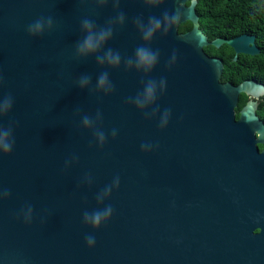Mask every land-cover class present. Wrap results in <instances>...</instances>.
<instances>
[{
  "label": "water",
  "instance_id": "1",
  "mask_svg": "<svg viewBox=\"0 0 264 264\" xmlns=\"http://www.w3.org/2000/svg\"><path fill=\"white\" fill-rule=\"evenodd\" d=\"M186 2L150 8L120 0L117 10L112 0L102 8L81 0H0V98H13L0 126L11 123L14 138L11 153H0V264H264V123L253 100L264 96V85L222 83L221 60L204 48L227 45L234 61L260 51L253 36L209 42L196 0ZM117 11L125 24L104 50L122 58L144 44L135 17L147 24L164 11L177 15L168 34L147 45L159 50L147 76L123 61L112 69L95 56H76L82 19L102 27ZM48 17L51 30L29 35L30 24ZM185 22L191 30L179 33ZM104 71L114 85L109 95L94 91ZM83 75L92 77L93 90L78 86ZM148 79L157 81L159 111L151 118L128 102ZM242 94L252 99L236 118ZM97 111L103 147L81 123ZM116 177L119 187L98 205L97 194ZM109 205L112 216L99 229L84 223L85 211Z\"/></svg>",
  "mask_w": 264,
  "mask_h": 264
},
{
  "label": "clouds",
  "instance_id": "2",
  "mask_svg": "<svg viewBox=\"0 0 264 264\" xmlns=\"http://www.w3.org/2000/svg\"><path fill=\"white\" fill-rule=\"evenodd\" d=\"M81 2H88L97 5L98 7H104L108 0H81ZM114 9H119L120 0H112ZM143 3L150 8H157L163 4V0H143ZM177 15L164 11L159 17L151 15L147 18V24L144 23L143 18L135 17L133 23L136 29L139 31L141 38L144 42L143 45L138 46L135 49L133 57H123L117 51H113L111 48L105 49V45L110 41L114 34V29L117 26H123L125 24V14L117 11L115 17H111L106 22L105 26L98 27L97 24L84 18L81 21V31L84 33L83 38L76 43V56L78 58H87L89 56H95L96 63L99 66L107 65L109 68L118 69L123 61L126 70H132L133 68L137 72H143L146 76L153 71L159 61V50L153 51L150 45L154 37L161 33L167 35L171 26L177 22ZM45 26L48 30L53 28V20L51 17L40 18L28 26V33L31 36L42 35L45 31ZM175 62V53L172 57V63ZM78 86L81 89L93 90L92 77L89 75L81 76L77 81ZM159 88L161 95L166 90V80L161 78L159 81ZM94 91L97 93H104L109 95L114 91V85L110 81L107 71L101 72L96 78ZM157 81L155 79H148L144 84L143 91L137 93L135 97H129L128 102L133 104L138 110L145 114V118H151L156 112L159 111L158 107H153L157 101ZM0 118L6 116L13 107V98L11 95L0 98ZM152 106L151 111L146 109ZM170 116V110H165L164 120L160 124L163 129ZM102 121V114L97 111L96 119L94 120L89 115H83L81 118L82 127L87 130L93 131V136L96 143L103 147L106 142L105 133L98 127V124ZM113 138L116 137L117 131L113 129L111 132ZM14 146L13 138V126L10 123L7 128L0 126V153L8 155L11 153ZM142 151H148L149 145H142ZM90 182V178H86ZM119 187V178L116 177L112 185L105 186V188L99 192L96 196L97 204H103L105 198H109L113 188ZM6 194H9L6 191ZM113 209L111 205L102 209L98 208L92 212L85 211L83 214V221L86 225L91 226L93 229H99L102 224H105L112 216ZM31 216V209H29V217ZM31 220L29 219L28 222ZM86 243L89 247H92L95 243L93 237H86Z\"/></svg>",
  "mask_w": 264,
  "mask_h": 264
},
{
  "label": "flooded vegetation",
  "instance_id": "3",
  "mask_svg": "<svg viewBox=\"0 0 264 264\" xmlns=\"http://www.w3.org/2000/svg\"><path fill=\"white\" fill-rule=\"evenodd\" d=\"M262 2L263 0H196L195 13L199 18V28L207 37L209 42L215 39L230 40L240 37L242 35H247L254 37V43L257 47V44L260 45L261 41L258 39L257 34H254V28H252L250 24L252 23L255 25L257 20H260L258 16H260V14L264 12ZM190 3L191 0H187L185 5L188 7L190 6ZM207 13L209 15L208 17L201 18V15ZM216 14L220 15V17L217 19L216 16H214ZM238 21H240L241 25H239ZM185 23L190 24L192 28V24L190 22ZM189 30H187L186 32H188ZM239 30H244V32H235ZM209 37H211V40L209 39ZM239 56L240 55H238L237 58ZM232 61L236 62L234 60ZM243 96L245 98V103L252 99L246 95ZM253 100L258 103L256 114L259 119L264 123V96H261L259 99ZM259 149L263 150L264 148H260L259 146Z\"/></svg>",
  "mask_w": 264,
  "mask_h": 264
},
{
  "label": "trees",
  "instance_id": "4",
  "mask_svg": "<svg viewBox=\"0 0 264 264\" xmlns=\"http://www.w3.org/2000/svg\"><path fill=\"white\" fill-rule=\"evenodd\" d=\"M262 7H264V0L262 2ZM208 13L201 15V18L208 17ZM216 19L220 15L216 14ZM260 20H257L256 24H250L254 28V34H257L258 39L261 44L257 47L260 49V53L256 56L240 55L236 62H233L234 52L226 45L222 46L220 49H216L212 46L204 48V52L210 57L219 58L223 64V72L220 77L222 83H231L232 85H238L245 80H255L264 84V12L258 16ZM216 23V22H212ZM241 25L240 21H238ZM191 29L190 24H181L178 32L183 33ZM236 33L244 32V30L235 31ZM211 40V37H209ZM245 104V98L243 94L240 96V100L237 108L235 109L236 118H238V111ZM264 148V146H260Z\"/></svg>",
  "mask_w": 264,
  "mask_h": 264
}]
</instances>
